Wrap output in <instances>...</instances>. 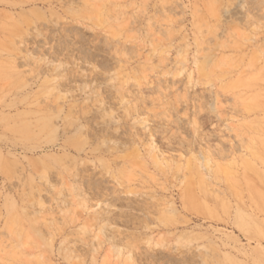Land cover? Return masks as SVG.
Returning a JSON list of instances; mask_svg holds the SVG:
<instances>
[{
  "label": "rangeland",
  "instance_id": "374dc122",
  "mask_svg": "<svg viewBox=\"0 0 264 264\" xmlns=\"http://www.w3.org/2000/svg\"><path fill=\"white\" fill-rule=\"evenodd\" d=\"M0 264H264V0H0Z\"/></svg>",
  "mask_w": 264,
  "mask_h": 264
}]
</instances>
